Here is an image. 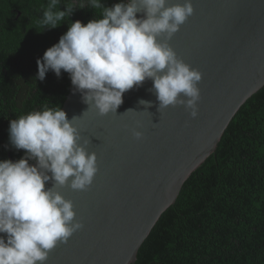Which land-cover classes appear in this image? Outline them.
Here are the masks:
<instances>
[{
  "label": "water",
  "instance_id": "water-1",
  "mask_svg": "<svg viewBox=\"0 0 264 264\" xmlns=\"http://www.w3.org/2000/svg\"><path fill=\"white\" fill-rule=\"evenodd\" d=\"M192 4L193 14L167 42L202 73L195 118L181 104L158 110L151 79L126 91L116 112L104 115L69 88L61 108L69 120L76 117L79 142L95 152L98 171L86 189H55L72 201L83 227L50 250L44 264H134L183 182L215 151L240 106L264 85V0Z\"/></svg>",
  "mask_w": 264,
  "mask_h": 264
},
{
  "label": "clouds",
  "instance_id": "clouds-1",
  "mask_svg": "<svg viewBox=\"0 0 264 264\" xmlns=\"http://www.w3.org/2000/svg\"><path fill=\"white\" fill-rule=\"evenodd\" d=\"M85 6L101 10L99 18L70 22L58 43L37 59V79L44 80L49 70L57 78L67 72L83 101L100 115L116 112L126 91L151 79L158 110L181 104L193 118L198 115L202 73L167 42L193 14L192 0H120L111 7L102 0H47L38 24L56 28ZM74 119L61 107L45 105L10 121V144L25 155L0 160V233L6 234L0 236V264H44L50 250L83 227L72 201L55 190L86 189L98 171L96 154L79 142Z\"/></svg>",
  "mask_w": 264,
  "mask_h": 264
},
{
  "label": "trees",
  "instance_id": "trees-1",
  "mask_svg": "<svg viewBox=\"0 0 264 264\" xmlns=\"http://www.w3.org/2000/svg\"><path fill=\"white\" fill-rule=\"evenodd\" d=\"M102 2L111 7L120 0ZM46 4L0 0V160L25 155L10 144V121L45 105L61 107L72 85L63 70L59 78L49 70L44 80L37 79V59L58 43L70 22L86 24L101 11L78 8L61 25L43 30L38 20ZM134 264H264V85L240 106L215 151L183 182Z\"/></svg>",
  "mask_w": 264,
  "mask_h": 264
}]
</instances>
